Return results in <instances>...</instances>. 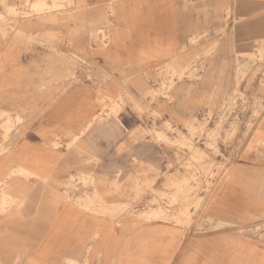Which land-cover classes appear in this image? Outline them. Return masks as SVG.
I'll return each mask as SVG.
<instances>
[{
	"label": "crops",
	"instance_id": "obj_1",
	"mask_svg": "<svg viewBox=\"0 0 264 264\" xmlns=\"http://www.w3.org/2000/svg\"><path fill=\"white\" fill-rule=\"evenodd\" d=\"M23 1L0 0V15ZM71 1L72 9L47 14L46 22H0V264H264V239L249 234L264 222V162L256 157L235 168L188 227L139 221L133 212L104 217L85 208L92 190L70 180L86 171L102 178L131 172L139 169L135 159L149 170V142L104 134L92 120L124 91L138 96L146 76L166 65L221 75L230 89L234 55L246 64L244 55L264 47V0ZM105 17L101 49L89 33ZM197 79L176 82L179 100L190 91L180 106L159 103L164 120L183 122L197 107L198 92L207 91Z\"/></svg>",
	"mask_w": 264,
	"mask_h": 264
},
{
	"label": "rangeland",
	"instance_id": "obj_2",
	"mask_svg": "<svg viewBox=\"0 0 264 264\" xmlns=\"http://www.w3.org/2000/svg\"><path fill=\"white\" fill-rule=\"evenodd\" d=\"M49 1L51 6L42 2L29 7V1L25 0L19 7L7 9L4 16L0 15V22L13 25L18 19L29 16L46 22L47 14L73 8L71 0ZM231 15L228 11L227 16ZM106 18L102 29L95 27L89 33L90 40L99 41L101 49L108 39ZM243 57L247 62L239 65L237 54L234 55L233 62L239 69L230 89L231 84L222 80L221 75L204 78L189 69L177 72L166 65L146 76V88L138 92V96L124 91L117 101L103 105L90 125L101 124L96 130L103 128L104 134H132L129 138L132 143L149 142L151 167L142 170L140 161L135 159L134 167L139 169L131 172L107 174L105 178L92 171L71 176V181L77 179L87 190H92L90 198L86 193L85 208L95 206L99 214L108 218L129 216L133 212L139 221H166L188 227L200 215L208 196L218 186L231 181L235 168L252 164L255 157L257 164L264 162V47L256 56L251 52ZM230 61L232 63V59ZM203 67L204 60L199 58L198 72ZM185 77L202 80L207 91L198 92L194 101L197 107L191 108L186 120L180 123L164 120L159 103L177 107L183 104L190 91L181 92L183 97L179 100L175 87L176 82ZM241 80L246 82L244 90H239ZM214 88L222 90L214 91ZM111 117L118 120L117 124L109 123L105 128L103 122ZM10 126L8 123L4 130L8 132ZM76 141L73 140L70 147ZM86 161L89 163L92 158L86 155ZM14 174L29 177L23 172ZM99 189L100 196L96 194ZM135 211L146 213L135 214ZM252 229L249 234L264 239V222Z\"/></svg>",
	"mask_w": 264,
	"mask_h": 264
}]
</instances>
